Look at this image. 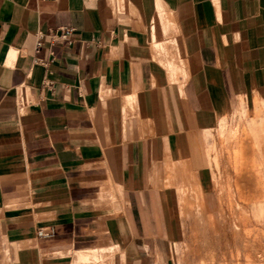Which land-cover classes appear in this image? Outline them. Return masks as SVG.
I'll return each instance as SVG.
<instances>
[{
  "label": "crops",
  "instance_id": "0c3cea01",
  "mask_svg": "<svg viewBox=\"0 0 264 264\" xmlns=\"http://www.w3.org/2000/svg\"><path fill=\"white\" fill-rule=\"evenodd\" d=\"M261 111L264 0H0V264H177L221 118L263 147Z\"/></svg>",
  "mask_w": 264,
  "mask_h": 264
},
{
  "label": "rangeland",
  "instance_id": "374dc122",
  "mask_svg": "<svg viewBox=\"0 0 264 264\" xmlns=\"http://www.w3.org/2000/svg\"><path fill=\"white\" fill-rule=\"evenodd\" d=\"M251 134L252 132L244 130L237 132L234 137L235 145L237 140L239 143H244L242 149L246 154L238 155L240 151L236 153L237 148L234 146V157L231 155L233 138L227 143L218 136L219 147L213 148L212 152L214 157L217 156V163H215L221 169L218 171V178L215 179L213 193L208 197L209 203L205 198L197 195L199 197L197 199L193 197V202L185 212V237L175 260L177 264H264V236L257 233L251 235L246 231L242 212L237 208V204L242 203V206L249 209L252 207L255 197L256 199L264 197V194H260L264 193V186L259 181L261 178L259 174L263 169L259 173V166L254 168L255 162H257L255 160L259 157L262 159V153L257 152H261V150L263 152L264 146L255 145L257 140H254L255 137ZM214 157L213 160H215ZM233 159L234 162L231 163ZM259 161L261 163V160ZM258 226L259 229H264L263 222ZM110 254L101 253L99 258L97 255L96 260L89 264H93V262L109 264ZM88 261L85 260V262Z\"/></svg>",
  "mask_w": 264,
  "mask_h": 264
},
{
  "label": "bare ground",
  "instance_id": "6f19581e",
  "mask_svg": "<svg viewBox=\"0 0 264 264\" xmlns=\"http://www.w3.org/2000/svg\"><path fill=\"white\" fill-rule=\"evenodd\" d=\"M259 110V109H258ZM262 113L264 112V111H261ZM260 113V112H259ZM261 114V113H260ZM233 116V115H232ZM262 118H264V117H262ZM264 120V119H263ZM229 121H227V118H225V117H223V118H221V120H220V122H219V127L217 128V130H218V134H219V136L220 137H222L223 139H225V140H227V143L229 142V140H231V138L232 137H234V136H236V134H237V131H235V128L233 127V126H231V125H229V123H228ZM240 123V122H239ZM264 124V122H261V125H262V127H263V124ZM240 126V125H239ZM261 127V126H260ZM263 129H264V127H263ZM261 130V129H260ZM255 132V131H254ZM254 132L252 131V134L251 135H253L254 134ZM261 133H264V131L263 132H261ZM255 135H258V133L256 132L255 133ZM255 137V136H254ZM261 137V136H260ZM260 137H258V138H260ZM264 136H262V138H263ZM261 138V139H262ZM264 139V138H263ZM262 139V140H263ZM254 140H256L255 138H254ZM258 142V141H257ZM259 143V142H258ZM215 144V143H214ZM255 145H257V143H256V141H255V143H254ZM259 144H261V143H259ZM263 144H264V142H263ZM256 147V146H255ZM260 147V146H259ZM258 148V147H257ZM259 149H261V148H259ZM259 149H257V150H259ZM253 150H255V149H253ZM254 152V151H253ZM255 153H256V151H255ZM257 153H262L261 155H262V159H260V157L257 159V160H255V161H257V162H255V169L257 168V166H259V168H260V170H259V173L261 172V169H263V171H264V151L262 152V150H261V152H257ZM215 155V154H214ZM256 155V154H255ZM257 156V155H256ZM255 156V157H256ZM217 157V156H216ZM259 160H261V163H259L260 161ZM257 163V164H256ZM218 165V164H217ZM216 168H218V167H216ZM258 170H255V171H258ZM263 171H262V173H258L259 175H261L260 177V179H259V181L260 182H262V184H263V186H264V173H263ZM170 177V176H169ZM262 191V190H261ZM201 194V193H200ZM260 194H264L263 192L262 193H260ZM259 194V195H260ZM261 196V195H260ZM239 199V198H238ZM244 199V198H243ZM247 199H248V196H247ZM252 199V198H251ZM236 200H237V198H236ZM244 200H246V199H244ZM254 201V202H253ZM252 201V207H250L249 209H248V207H246V206H242L240 203H238L237 205H238V209H240L241 210V212H242V217H243V219H244V221L245 222H243L244 223V225H245V229H246V231H248L249 233H251V235H253L254 233H257L258 235L260 234V235H263L264 236V229H259V226H258V224H262V222L264 223V197L263 198H261V197H257V199H256V197H255V199ZM237 202H238V200H237ZM235 204H236V202H235ZM247 204V203H246ZM198 205V204H197ZM239 212V211H238ZM241 216V215H240ZM241 218V217H240ZM242 219V220H243ZM207 220V219H206ZM252 220H254V221H252ZM208 221V220H207ZM235 223V222H234ZM237 223H238V219H237ZM217 225V224H216ZM241 225V224H240ZM249 226V227H248ZM263 226V225H262ZM237 227V226H236ZM242 228V227H241ZM224 229V228H223ZM236 229V228H235ZM242 231V230H241ZM225 232V231H224ZM223 233V232H222ZM226 233V232H225ZM250 235V236H251ZM249 236V235H248ZM246 237V236H245ZM255 237H257V236H255ZM243 238V237H242ZM261 238V237H260ZM264 238V237H263ZM228 239V238H227ZM235 239V238H234ZM248 239V238H247ZM221 240V239H220ZM223 240V239H222ZM219 241V240H218ZM232 241V240H231ZM258 242V241H257ZM259 244V243H258ZM106 251V250H105ZM101 252V251H100ZM104 252V251H103ZM97 254V252H95V251H93V252H86V253H81V259L82 260H90V258H91V255H93L94 256V260H96V255ZM259 256V255H258Z\"/></svg>",
  "mask_w": 264,
  "mask_h": 264
},
{
  "label": "built area",
  "instance_id": "2783aa9c",
  "mask_svg": "<svg viewBox=\"0 0 264 264\" xmlns=\"http://www.w3.org/2000/svg\"><path fill=\"white\" fill-rule=\"evenodd\" d=\"M75 27L74 26H65L63 28H59L58 30H54L49 32L46 36L52 41V42H61V43H70L74 40V35H75ZM40 40L38 42V47L42 46V37L40 36ZM37 62V59H35ZM30 104L29 97L27 94L23 91L20 90L18 94V99H17V111L18 114H23L24 110L26 107ZM39 236H46V231L45 229H40L38 231Z\"/></svg>",
  "mask_w": 264,
  "mask_h": 264
}]
</instances>
